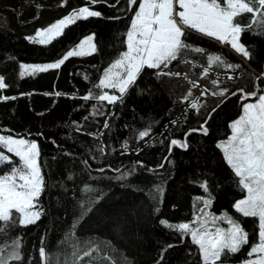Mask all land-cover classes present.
<instances>
[{
    "label": "trees",
    "instance_id": "16d2710c",
    "mask_svg": "<svg viewBox=\"0 0 264 264\" xmlns=\"http://www.w3.org/2000/svg\"><path fill=\"white\" fill-rule=\"evenodd\" d=\"M138 4L139 0L129 11L127 0H98L94 5L90 0H67L65 6L61 0H0V76L7 85L0 89V133L37 142L43 178L40 219L27 227L11 226L0 234V247L6 251L13 240L22 241L23 259L12 264H41L42 241L45 264H73V252L79 249L82 254L90 247L98 252L77 264H201L191 237L182 239L160 220L191 222L203 203L200 198L209 194L212 214L238 220L249 233V244L236 254H226L224 262L246 260L258 241V220L234 210V203L246 193L217 144L230 136V123L241 114L245 102L240 94L232 93L239 88L253 91L257 83L264 91V81H256L264 73V21L253 22L247 13L236 18L245 28L241 40L250 59L227 44L189 35V44L220 54L239 68L213 66L202 78L206 57L186 52L164 69L181 73L179 77L157 76L158 70L145 68L123 102L85 101L90 91L99 94L94 85L126 50V32ZM82 6L102 16L76 21L51 44L26 39ZM91 33L95 34L96 52L70 57L59 69L21 76L23 63L55 62ZM229 75L234 79L229 80ZM215 79L220 81L219 88L212 84ZM202 85L212 92L222 88L228 92L203 96ZM193 102L199 104L198 112L191 108ZM174 120L178 121L175 126ZM205 120L207 135L193 132L186 150L172 147L169 153L171 139L183 140L189 129ZM144 130L150 134L140 139L139 132ZM101 147L104 152L99 151ZM100 168L105 171H97ZM10 170L0 166V175ZM122 175L126 178L121 179ZM205 181L208 192L200 187ZM85 186L93 190L85 192ZM157 188L162 189V198Z\"/></svg>",
    "mask_w": 264,
    "mask_h": 264
},
{
    "label": "snow or ice",
    "instance_id": "6c2138e0",
    "mask_svg": "<svg viewBox=\"0 0 264 264\" xmlns=\"http://www.w3.org/2000/svg\"><path fill=\"white\" fill-rule=\"evenodd\" d=\"M66 2L67 0H61V6H65ZM97 2L98 0H90L92 5ZM127 4L128 10L132 11L137 5V0H127ZM246 13L252 14L253 22L257 17L264 21V0H139L138 8L126 32L127 50L104 69L98 83L94 85L100 90L99 94H93L90 91L83 99L96 100L101 104L123 102L124 95L135 85L145 68L158 70L157 76L179 77L181 73H171L164 69H168L173 61L180 59L186 52L206 57L207 66L203 67L202 78L208 75L213 66L225 70L239 68V65L227 63L222 55L207 53L205 49L189 44L187 41L190 34H200L227 44L236 53L250 59V51L240 42L241 33L245 28L236 20L238 16ZM101 16V12L82 6L73 9L68 15L48 27L37 29L33 36L26 39L36 44H51L63 35L66 27L76 21ZM94 36L95 34L88 35L55 62L22 64L21 68L24 71L21 76L25 73L32 75L59 69L70 57L91 55L97 50ZM184 62L196 66L192 60H184ZM185 78H187L186 74ZM228 79L232 80L234 77L229 75ZM256 81H264V73L257 76ZM190 83L198 86V82L190 81ZM212 84L219 88V79L212 80ZM6 87L4 78L0 76V89ZM227 92L228 89L222 88L219 92H213L212 95L224 96ZM261 92L257 83L253 91L239 88L232 93V95L240 94L242 101L254 98L255 102L242 103V114L230 123L231 135L226 141L217 144L223 152L225 161L238 178V185L246 193L244 198L234 203V210L244 218L258 220V241L250 247L248 259L242 264H264V94ZM55 95L59 96L61 93L56 92ZM188 95H191V90ZM2 99H15V97ZM182 99L186 100L187 97ZM199 107L197 102L191 104V108L196 109L197 112ZM208 118L210 119L211 116L209 115ZM171 123L175 126L178 121L174 120ZM206 124L207 120L198 128L189 129L184 134L183 140L171 139L169 153L172 147L186 150L187 138L193 132L207 135ZM108 127L109 123L106 120L104 128ZM149 134L150 130L140 131L139 138L144 139ZM123 147L127 151V142ZM99 151L104 152V148L101 147ZM39 154V147L35 140L0 134V166L11 167L9 173L0 175V234L11 226L33 225L42 215L38 206V200L43 191V178L37 162ZM137 163L140 166L143 165L142 161ZM160 167H163V164ZM97 171L103 172L105 169L100 168ZM123 178L126 177L122 175L121 179ZM200 187L208 192L206 181L202 182ZM92 190L90 186L84 188L85 192ZM156 192L162 198V189L157 188ZM212 202L211 194H209L208 198L203 200V207L199 209V214L194 216L191 222L174 224L164 219L160 220L162 225L179 233L182 239L191 237L193 244L198 247L201 264H223L222 258L226 254H236L249 244V233L242 223L232 217L212 214L209 211ZM87 210L91 211V208ZM155 211L158 213L159 208ZM219 221L226 222L228 227L215 226ZM42 244L43 241L39 248V255L41 264H45L46 251ZM21 247L22 241L19 238L12 241L10 250L6 251L5 247H0V264L21 261L23 259ZM94 252H98V249L90 247L82 254L79 249L75 250L73 264H77V261L84 257H92Z\"/></svg>",
    "mask_w": 264,
    "mask_h": 264
},
{
    "label": "rangeland",
    "instance_id": "374dc122",
    "mask_svg": "<svg viewBox=\"0 0 264 264\" xmlns=\"http://www.w3.org/2000/svg\"><path fill=\"white\" fill-rule=\"evenodd\" d=\"M259 17H257L256 19H258ZM91 34H94V33H91ZM90 35V34H89ZM198 35H200V34H198ZM31 36H33V35H31ZM88 36V35H87ZM87 36H85V37H87ZM242 36V35H241ZM241 36H240V42L242 43V40H241ZM84 37V38H85ZM84 38H82V39H84ZM206 38H208V37H206ZM208 39H210V40H213V41H215L216 43H221V42H219V41H216V40H214V39H211V38H208ZM94 43H95V36H94ZM221 44H223V43H221ZM96 45V44H95ZM75 47V46H74ZM230 47V46H229ZM231 48V47H230ZM127 50V49H126ZM125 50V51H126ZM49 63H51V62H49ZM34 64H48V63H23V65H34ZM24 71V69H22L21 68V72H23ZM209 72H210V70H209ZM24 75H27V73H25ZM207 87V86H206ZM205 86H201V93H205V94H203V96H205L208 92H210V93H213L211 90H208L209 89V87H207L206 88ZM118 94V93H117ZM261 94H264V91L263 92H261ZM253 102H255V99H250V100H247V101H245L244 103H253ZM241 114H242V112H241ZM240 114V115H241ZM239 115V116H240ZM238 116V117H239ZM237 117V118H238ZM236 118V119H237ZM236 119H234V120H236ZM233 120V121H234ZM1 134V133H0ZM231 135V134H230ZM24 139H26V138H24ZM29 140V139H28ZM227 140V139H226ZM226 140H224V141H226ZM224 141H222V142H224ZM18 159V158H17ZM38 162V161H37ZM39 166V165H38ZM11 171V170H10ZM9 171V172H10ZM8 172V173H9ZM7 174V173H6ZM208 197H202V198H200V200H204V199H207ZM244 198V197H243ZM203 207V203H202V205L200 206V208H202ZM199 208V209H200ZM199 209L198 210H196V212H195V216L196 215H198L199 214ZM209 211H210V209H209ZM218 216H225V215H218ZM228 217V216H227ZM215 226H219V227H223V228H227L228 227V225H227V223L226 222H224V221H219L218 223H217V225H215ZM248 259V258H247ZM246 259V260H247ZM245 261V260H244ZM244 261H242V262H244ZM242 262H239V263H227V262H224L223 261V264H242Z\"/></svg>",
    "mask_w": 264,
    "mask_h": 264
},
{
    "label": "crops",
    "instance_id": "0c3cea01",
    "mask_svg": "<svg viewBox=\"0 0 264 264\" xmlns=\"http://www.w3.org/2000/svg\"><path fill=\"white\" fill-rule=\"evenodd\" d=\"M219 44H221V43H219ZM221 45H224V46H226V44H221Z\"/></svg>",
    "mask_w": 264,
    "mask_h": 264
}]
</instances>
